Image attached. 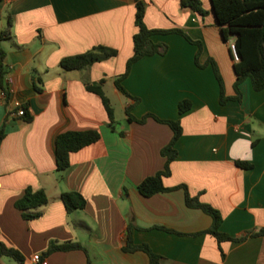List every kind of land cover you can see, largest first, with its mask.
I'll return each instance as SVG.
<instances>
[{
	"label": "crops",
	"instance_id": "obj_1",
	"mask_svg": "<svg viewBox=\"0 0 264 264\" xmlns=\"http://www.w3.org/2000/svg\"><path fill=\"white\" fill-rule=\"evenodd\" d=\"M200 1L205 14L182 6L181 0H143L144 22L149 28H180L200 40L199 61L214 59L225 94L232 96L234 38L223 40L210 0ZM135 11V0H0V29L9 31L1 41L9 98L0 90V131L5 132L0 241L21 252L24 264H37L33 256L51 241H76L86 252L55 251L46 257L47 264H86L87 259L90 264H149L145 252L123 250L132 223L133 243L147 244L161 256L159 264H264V235L219 245L212 235L199 233L212 218L188 207L182 188L148 197L139 193L138 184L164 168L161 149L172 137L171 128L153 117L129 122L125 107L133 100L114 85L125 115L117 120L112 106V129L100 97L86 88L87 81L97 85L104 80L108 97L104 86L114 84L133 53ZM151 39L168 44V51L134 62L122 85L139 98L131 110L136 118L152 113L180 120L177 156L163 184H184L191 196L216 208L222 216L219 229L230 236L264 227V89L254 90L247 78L239 84L241 101L222 105L212 67L195 64L194 44L177 33ZM97 45L117 54L81 70L60 66L63 57ZM184 99L191 107L179 114ZM15 102L26 104L29 121L16 114ZM88 129L97 130L99 140L71 152L69 166L58 170L57 135ZM238 161L252 166L243 168ZM27 187L42 189L48 197L32 210L40 212L32 219L14 205ZM64 191L81 193L85 207L67 212ZM13 261L0 258V264H18Z\"/></svg>",
	"mask_w": 264,
	"mask_h": 264
},
{
	"label": "trees",
	"instance_id": "obj_2",
	"mask_svg": "<svg viewBox=\"0 0 264 264\" xmlns=\"http://www.w3.org/2000/svg\"><path fill=\"white\" fill-rule=\"evenodd\" d=\"M211 9L214 14L217 25L219 26L221 36L224 41L229 38H234V45L238 59L233 63V69L236 76L234 82L235 94L227 96L225 94L224 84L219 73L218 66L212 57H208L204 62L199 61V57L203 50L202 42L192 38L188 33L180 28H149L144 22L145 5L143 0H135V25L137 31L133 35V53L127 59L125 70L117 75L114 79L115 87L126 97L133 100L125 107L126 118L129 122L135 121L138 123L145 122L146 118L153 117L155 120L169 125L172 130V137L167 145L161 149V154L165 157L164 168L153 175L145 177L138 184V191L142 196L148 197L158 192L171 191L177 188H182L185 195V203L188 207L199 208L212 218L211 225L199 233H207L212 235L220 245L223 241H241L248 237L264 235V227L250 230L245 235L240 237L230 236L227 233L220 231L219 227L222 222L221 213L210 204L199 201L196 196H191L186 185L179 184L173 187H166L163 184V178L170 175V163L176 158L177 150L175 144L182 134V128L179 119H161L152 113H146L141 118H136L131 110L135 104L139 102V98L132 96L122 85V80L128 75L129 70L134 62L144 56L154 54L164 55L168 51V44L163 42H154L151 36L154 34H170L177 33L183 36L189 43L197 47L194 61L195 64L204 68L210 65L214 71L219 84V102L224 105L229 100L241 101L242 95L239 89V84L249 78L254 90L259 91L264 89V0H210ZM182 6H188L194 11L205 14L206 11L202 7L200 0H181ZM9 36L8 29H0V90L4 93L7 100L9 98L8 84L6 80L7 67L4 63L5 51L1 47V41ZM117 50L104 45H97L90 50L63 57L60 60V66L66 70H81L90 67L93 63L103 59L115 56ZM92 85L86 82V88L97 94L105 108L108 125L114 129L116 122L114 117V109L109 98L103 92L101 84ZM24 114L21 118L24 121H29L31 115L26 104H22ZM191 107V102L187 99L181 100L178 103V112L183 114ZM122 133V132H120ZM5 137L4 129L0 131V145ZM100 133L94 129L88 130H67L61 132L56 137V164L58 170H64L69 166V155L71 152L80 150L81 148L92 144L99 140ZM243 168H250L252 165L245 162H237ZM61 198L67 212L83 209L86 204L84 196L77 191H64ZM48 197L44 190H33L27 187L22 197L14 203L15 207L22 211V216L25 219L36 218L40 215L38 211H32L47 203ZM162 228L170 232H175L163 226H152L150 228ZM135 225L129 223L126 232V241L123 250L134 252L141 250L149 257V264H159L161 256L154 253L147 244H135L132 240V230ZM74 249H86L76 241H66L57 243L51 241L47 249L40 254L42 258H46L49 254L55 251H69ZM9 257L15 260L18 264H24V257L17 249L12 248L0 241V258ZM86 264H90V259H87Z\"/></svg>",
	"mask_w": 264,
	"mask_h": 264
},
{
	"label": "rangeland",
	"instance_id": "obj_3",
	"mask_svg": "<svg viewBox=\"0 0 264 264\" xmlns=\"http://www.w3.org/2000/svg\"><path fill=\"white\" fill-rule=\"evenodd\" d=\"M115 89L114 84H112L111 82H108L105 86H104V90L106 92V94L108 95L112 106L115 109V117L117 120H123L124 118V110L121 107V103L119 98L113 93V90ZM124 99V98H123ZM5 259H9L11 262L13 261L12 258L9 257H5ZM14 262V261H13Z\"/></svg>",
	"mask_w": 264,
	"mask_h": 264
},
{
	"label": "built area",
	"instance_id": "obj_4",
	"mask_svg": "<svg viewBox=\"0 0 264 264\" xmlns=\"http://www.w3.org/2000/svg\"><path fill=\"white\" fill-rule=\"evenodd\" d=\"M230 49L233 52V57L235 60L238 59V56L236 54V50H235V45L234 42L230 43ZM1 93L4 96V93L1 91ZM15 108H16V114L18 116H22L24 114V108L22 107V103L20 102H15ZM33 260L37 263V264H47V260L46 258H42L40 254H35L33 256Z\"/></svg>",
	"mask_w": 264,
	"mask_h": 264
}]
</instances>
